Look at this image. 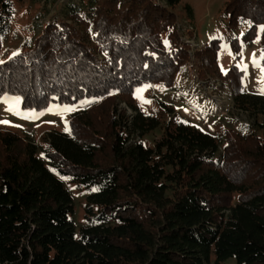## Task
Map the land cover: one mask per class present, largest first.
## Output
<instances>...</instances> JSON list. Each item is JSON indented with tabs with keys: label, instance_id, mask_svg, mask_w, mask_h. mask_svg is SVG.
Listing matches in <instances>:
<instances>
[{
	"label": "trees",
	"instance_id": "trees-1",
	"mask_svg": "<svg viewBox=\"0 0 264 264\" xmlns=\"http://www.w3.org/2000/svg\"><path fill=\"white\" fill-rule=\"evenodd\" d=\"M13 1L0 0V52ZM81 1L73 23L47 24L0 64V97L19 96L24 110L92 101L42 149L0 131V264H264V95L245 91L241 71L221 75L214 38L196 53L200 76L229 77L235 108L253 124L215 135L172 109L165 123L126 115L119 101L137 110L140 85L170 88L190 61L180 0ZM225 13L234 53L254 42L264 50V0H228ZM67 183L85 193L79 229Z\"/></svg>",
	"mask_w": 264,
	"mask_h": 264
},
{
	"label": "rangeland",
	"instance_id": "rangeland-1",
	"mask_svg": "<svg viewBox=\"0 0 264 264\" xmlns=\"http://www.w3.org/2000/svg\"><path fill=\"white\" fill-rule=\"evenodd\" d=\"M154 1L158 5L166 6L164 0ZM227 1L180 0L174 11L178 16L177 27L181 40L189 45L190 61L179 73L177 81L172 87L165 88L155 83H144L138 88H143L146 85H150V87L141 93L142 98H137V93L134 92V104L137 110L127 102L119 101L120 110L128 116L136 113L156 116L165 123L172 117L173 114L169 111L172 109L180 121L189 122L215 135L222 134L228 128L239 130L244 125L254 123L250 114L235 108L231 80L229 77L224 79L221 75H227L231 69L241 71L243 72L241 81L245 91L251 94H260L259 89L264 85L258 83L261 73L253 65L252 60L255 53L256 59L264 67L260 60L261 49L259 43L254 42L240 57L232 51L227 41L225 28L227 22L225 4ZM187 5L192 8L191 13ZM82 7L81 0H42V2L14 0L11 31L0 52V60L8 59L13 52L25 50L41 34L47 24L59 21L73 23L70 20L71 13ZM214 38L220 39L221 42V49L218 53L221 75L202 77L200 76L201 62L196 53L204 49L206 43ZM244 65L247 66L246 73L242 71ZM82 101L71 104H52L41 110H24L20 104L23 114L43 113L39 118L25 119L23 116L8 112L6 110L8 105L0 100V120L10 122L8 124L0 123V131L18 133L42 149L45 146L44 137L48 133L66 132L65 122L71 129L70 121L73 115L89 106V104H82ZM64 105L75 106L78 110L64 113L63 116L56 114L57 106L62 108ZM49 108H52L53 111L49 112ZM161 134L162 129L158 128L146 133L143 140L148 145H153ZM138 140L139 136L135 133L132 136V142ZM67 185L75 203L73 221L79 229L84 223L85 193L73 184L67 183ZM226 264H236L235 259H229Z\"/></svg>",
	"mask_w": 264,
	"mask_h": 264
},
{
	"label": "snow or ice",
	"instance_id": "snow-or-ice-1",
	"mask_svg": "<svg viewBox=\"0 0 264 264\" xmlns=\"http://www.w3.org/2000/svg\"><path fill=\"white\" fill-rule=\"evenodd\" d=\"M259 30L261 32H264V26H260ZM165 43L167 44V41H165ZM17 55H19L18 52H13L12 53V57H9V59H12L13 57H15ZM260 60H264V50L261 51ZM4 63H6V62L3 61V60H0V64H4ZM252 63H253V65L255 67H257L260 70V73H261V76L258 78V83H260L261 85H264V67H262L260 62L256 59V54L255 53L253 54ZM222 71H223V69H222ZM242 71H244L245 73L247 72V66L246 65L242 66ZM147 87H150V85H146L143 88H138L136 90L137 98H142L141 97V93ZM259 92H260V94L264 95V87H261L259 89ZM0 100H2L6 105H8V107L6 109L8 112H11V113H13L15 115H18V116H23V118H25V119L39 118L40 115H43V113H28V114L21 113V110H20L21 98L19 96H8L7 94H5L4 96L0 97ZM91 102L92 101H82L81 103L82 104H89ZM145 102H148V101H145ZM76 110H78V108L75 107V106L64 105L62 108L57 106L56 114H59V115L63 116L64 113H70V112H73V111H76ZM48 111L52 112L53 109L49 108ZM0 123L8 124L10 122L6 121V120H0ZM65 125H66L65 126V131L66 132H70V129L67 127V122H65ZM61 178L62 179H67L65 177H61ZM97 190L98 189H95V188L93 189V191H97Z\"/></svg>",
	"mask_w": 264,
	"mask_h": 264
}]
</instances>
